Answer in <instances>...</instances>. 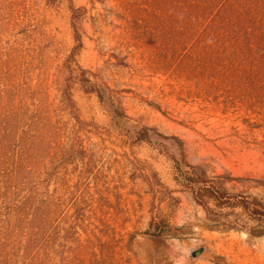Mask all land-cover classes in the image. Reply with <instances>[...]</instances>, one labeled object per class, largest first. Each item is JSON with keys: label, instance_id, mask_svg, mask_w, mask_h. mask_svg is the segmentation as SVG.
<instances>
[{"label": "rangeland", "instance_id": "374dc122", "mask_svg": "<svg viewBox=\"0 0 264 264\" xmlns=\"http://www.w3.org/2000/svg\"><path fill=\"white\" fill-rule=\"evenodd\" d=\"M204 1L0 0V212L23 216L11 264L32 212L50 264H264V219L200 204L186 178L197 166L264 203L261 24L188 14Z\"/></svg>", "mask_w": 264, "mask_h": 264}, {"label": "trees", "instance_id": "16d2710c", "mask_svg": "<svg viewBox=\"0 0 264 264\" xmlns=\"http://www.w3.org/2000/svg\"><path fill=\"white\" fill-rule=\"evenodd\" d=\"M251 1L252 0H205L203 4L189 2L187 6L188 14L190 16H192L191 13H193L199 17H212V20H216L215 17H223L224 27L229 31L236 29L238 32L245 31L247 27L253 28L256 26L254 22L259 21L261 24V26H259L260 31H254L255 33L253 32V35L264 40V1H260L259 3H257V1ZM71 10L75 12L76 9L71 6ZM247 25H250V27ZM73 27L75 38L79 40V34L76 31L74 23ZM220 27L222 28V25ZM256 42L261 44L262 41L259 42L258 39H256ZM67 100L71 102L69 97ZM142 130L144 132L143 135H145L146 131L150 129L144 127ZM186 178L189 186L194 191L196 200L200 204L206 205L208 200H211L217 206L238 205L243 211L247 212L249 216L257 219H264V203L259 202L255 197L249 199L247 196L239 193H228L224 188L219 186V184L210 180L205 172L197 166L189 165ZM194 185H197L195 189ZM12 209H14L13 206H10L3 212H0V264H11L12 258L21 257L17 249H15V245L17 244V235L21 231L16 226L17 221L23 218V216L22 212H17L13 217L10 214ZM31 214V217L36 222L30 220L31 228L28 232V239L22 245V254H24L23 256H25V258L22 257L23 259L20 264H50V249L42 243V240L38 242L39 234L37 235V233L39 231V225L36 213L32 212ZM12 218H14L15 221L12 222ZM33 235H37V240L34 239Z\"/></svg>", "mask_w": 264, "mask_h": 264}, {"label": "water", "instance_id": "95a60500", "mask_svg": "<svg viewBox=\"0 0 264 264\" xmlns=\"http://www.w3.org/2000/svg\"><path fill=\"white\" fill-rule=\"evenodd\" d=\"M146 239H150L152 241H155V240H158L159 238L157 236H153L151 234H145L143 235ZM206 248L205 246H199V247H196L195 249L191 250L190 251V255L191 257L195 258V257H198V256H203L206 254Z\"/></svg>", "mask_w": 264, "mask_h": 264}]
</instances>
